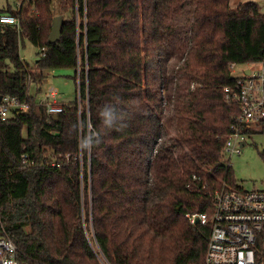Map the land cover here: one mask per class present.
Masks as SVG:
<instances>
[{
  "label": "trees",
  "instance_id": "obj_1",
  "mask_svg": "<svg viewBox=\"0 0 264 264\" xmlns=\"http://www.w3.org/2000/svg\"><path fill=\"white\" fill-rule=\"evenodd\" d=\"M17 1L0 10L19 19L0 24V96L28 108L0 121V206L23 264H204L210 226L184 215L209 212L222 180L235 185L222 147L240 105L223 87L230 64L264 62L258 4ZM54 67L74 68L79 91L56 117L27 92Z\"/></svg>",
  "mask_w": 264,
  "mask_h": 264
},
{
  "label": "built area",
  "instance_id": "obj_2",
  "mask_svg": "<svg viewBox=\"0 0 264 264\" xmlns=\"http://www.w3.org/2000/svg\"><path fill=\"white\" fill-rule=\"evenodd\" d=\"M15 6H20V2L17 1ZM0 24L18 28L19 19L9 13H0ZM251 64L236 77L234 85L223 87L226 102L234 101L240 105V112L230 125L222 147L226 166H230L232 155L240 154L251 124L264 122V62ZM234 65L230 64V70ZM55 96L56 90L51 89L45 93V100L36 102L43 107L45 115L63 110V104L55 100ZM27 108L26 100L0 96V121L7 120L13 111L21 112ZM241 142H244L243 146ZM22 159L27 163L25 155ZM184 216L190 224L210 226L204 264H264V189L244 190L222 180L213 191L209 212H187ZM21 257V251L7 233L0 206V264H23Z\"/></svg>",
  "mask_w": 264,
  "mask_h": 264
},
{
  "label": "rangeland",
  "instance_id": "obj_3",
  "mask_svg": "<svg viewBox=\"0 0 264 264\" xmlns=\"http://www.w3.org/2000/svg\"><path fill=\"white\" fill-rule=\"evenodd\" d=\"M253 1L259 6L260 12L264 14V0H230L231 8L238 4ZM16 0H0V10L7 5L14 7ZM57 12V8L55 10ZM174 22L178 28H185L186 14L178 16ZM37 48L29 41H25L20 48V58L32 64L37 59ZM178 64V60L169 57L163 61V70L170 73L172 67ZM248 63L235 64L231 75L238 77L241 71L249 67ZM46 76V77H45ZM45 77V81H43ZM42 83H30L28 94L35 102H39L41 92L45 89H55L58 91V99L63 103L73 102L76 98V80L74 79V68L54 67L43 71ZM172 83L169 89L172 90ZM264 150V122H253L248 130L245 145L241 148L240 154L232 155L229 159L231 170L236 180L235 185L244 190L264 189V163L259 156V151Z\"/></svg>",
  "mask_w": 264,
  "mask_h": 264
},
{
  "label": "water",
  "instance_id": "obj_4",
  "mask_svg": "<svg viewBox=\"0 0 264 264\" xmlns=\"http://www.w3.org/2000/svg\"><path fill=\"white\" fill-rule=\"evenodd\" d=\"M62 23H63L62 15H55L52 18L50 32H49L48 39H47L49 43H55L60 39ZM53 117H56V114H54ZM240 145L243 146L244 142H241Z\"/></svg>",
  "mask_w": 264,
  "mask_h": 264
},
{
  "label": "crops",
  "instance_id": "obj_5",
  "mask_svg": "<svg viewBox=\"0 0 264 264\" xmlns=\"http://www.w3.org/2000/svg\"><path fill=\"white\" fill-rule=\"evenodd\" d=\"M14 7H15V5H14ZM248 65H252L251 63H248ZM46 77V76H45ZM45 77H44V79H43V81H45ZM32 83V82H31ZM41 83H42V81H41ZM77 83V82H76ZM49 90H51V89H49ZM48 89H45L44 90V92H41L40 91V93H41V101L45 98V93H47L48 91H49ZM76 91H77V87H76ZM39 100V101H40ZM45 100V99H44ZM55 100H57L59 103H63L62 101H59V99H58V91L56 90V96H55Z\"/></svg>",
  "mask_w": 264,
  "mask_h": 264
}]
</instances>
